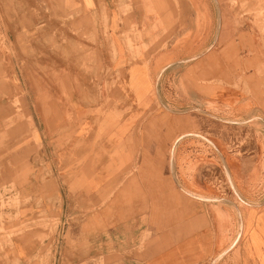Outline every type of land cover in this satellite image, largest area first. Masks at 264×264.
<instances>
[{
    "label": "rangeland",
    "instance_id": "1",
    "mask_svg": "<svg viewBox=\"0 0 264 264\" xmlns=\"http://www.w3.org/2000/svg\"><path fill=\"white\" fill-rule=\"evenodd\" d=\"M83 4L85 9H97L88 13L78 0H0V264H19L12 253L15 238H28L38 250L37 264H59L60 255L68 260L75 252L80 260L87 251L73 238L71 227L66 230L60 223L57 211L45 206L46 169L43 166L37 174L30 159L38 152L32 126L44 123L52 145L63 144L68 152L93 149L100 137L108 136L107 129L95 133V127L100 119H108L109 110H95L94 104L100 102L103 78L108 88L128 86L126 67L112 75L120 42L128 64L141 58L148 61L150 80L139 81V87L159 88L171 101L176 94L181 97L180 108L166 102L167 109L181 116L172 139L187 132L181 145L190 142L187 163L199 184L195 189L182 187L197 200V207L190 208L185 201L189 198L181 192V219L176 222L183 223L184 233V223L197 212L191 230L200 231L205 227L203 217L209 222L215 217L219 242L233 230L235 239L207 264L222 262L242 231L236 219L231 226L232 218L241 215L238 205H249L238 191L240 163L251 178L259 169L264 203V0H96L95 5L83 0ZM136 69L134 64L130 71ZM212 86L218 89L208 94ZM224 92L256 111L229 116V103L221 98ZM77 104L89 120L86 134L78 127ZM252 154L257 159H245ZM176 162L184 177L181 156ZM31 179L41 180L42 194L33 197L23 191ZM33 200L34 217L21 220L34 212L29 206ZM166 213L168 231L173 209ZM225 258V264L236 262L234 256ZM99 263L109 264V257H101Z\"/></svg>",
    "mask_w": 264,
    "mask_h": 264
},
{
    "label": "crops",
    "instance_id": "2",
    "mask_svg": "<svg viewBox=\"0 0 264 264\" xmlns=\"http://www.w3.org/2000/svg\"><path fill=\"white\" fill-rule=\"evenodd\" d=\"M78 1L88 13L97 9H85L83 0ZM93 1L95 5L96 0ZM114 36L112 40L117 48L119 43ZM120 44L121 52L111 64L112 75L115 77L119 69L126 67L128 86L108 88L107 78H103L100 102L94 104L95 110L98 107L100 111L103 108L109 110L108 119H100L99 126L95 127V133L98 128L107 129L108 136L100 137V142L94 143L93 149L68 152L63 144L59 147L52 145L44 123L32 126V142L38 152L36 158L32 156L30 159L36 173L43 166L46 169L48 192L45 206L48 211H57L60 223L66 230L71 227L73 238L87 247L80 260L75 258L78 257L77 252L75 257L68 255L69 261L62 255L59 257L67 264H101L103 256L109 257V264H207L211 257L230 244L236 233L233 235V230H228L224 241L219 242L221 235L215 217L211 222L203 217L205 222L202 225L205 227L200 231L191 230V226L197 224V212L191 213L188 222L184 223L187 230L184 233L183 223L176 222V219H181L182 187L195 189L199 184L192 175L191 164L187 163L191 154L186 148L190 142L181 145L187 132L172 139V130L180 129L181 116L173 113L171 108L167 109L166 102L180 108L181 97L176 94L171 101L159 88L139 87V81L148 83L150 80L148 61L141 58L128 64L125 49ZM134 64L138 69L132 73L130 70ZM179 79H183L181 73ZM217 89L212 86L206 92L210 94ZM221 98L229 103V116H247L249 112L256 111V107L243 103L241 99L235 101L229 93L224 92ZM75 110L79 117L78 127L86 134L89 120L84 118L85 110L78 104ZM124 110V115H118ZM178 155L186 168L184 177H181L176 162ZM257 157L252 154L245 159ZM258 170L251 178L241 170L240 163L238 191L249 205H238L241 215L232 218L231 226L236 219L237 224L239 221L243 225L242 231L233 245L235 247L228 248L223 261L215 264H225L227 255L235 257L234 264H264V203ZM30 181L23 191L30 192L33 197L42 194L41 180ZM185 195L189 198L185 199L189 207L196 208L197 200ZM29 206L33 210L37 208L34 200ZM167 208L173 209V214L169 215L173 219L168 222L173 226L168 231ZM35 211L22 215L21 220L30 221ZM243 234L245 237L241 239ZM27 239L15 238L12 253L19 264H37L35 256L38 250H34Z\"/></svg>",
    "mask_w": 264,
    "mask_h": 264
}]
</instances>
